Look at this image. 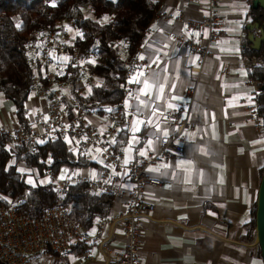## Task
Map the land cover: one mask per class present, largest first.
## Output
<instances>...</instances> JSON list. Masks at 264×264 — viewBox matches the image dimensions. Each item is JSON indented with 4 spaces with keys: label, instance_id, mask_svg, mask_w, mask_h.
Returning a JSON list of instances; mask_svg holds the SVG:
<instances>
[{
    "label": "crops",
    "instance_id": "crops-1",
    "mask_svg": "<svg viewBox=\"0 0 264 264\" xmlns=\"http://www.w3.org/2000/svg\"><path fill=\"white\" fill-rule=\"evenodd\" d=\"M215 4L223 35L218 41L208 43L207 30L200 32L187 25L202 20L207 12L205 0L162 1L151 31L139 47L138 58H144H139L141 65L131 76L141 69L148 76L157 73L164 81V92L157 100L156 89L150 90V98L137 91L140 85L128 83L132 96L124 100L123 120L110 141H116L113 148L120 142L118 149L129 160L137 158L148 147L149 140L150 148H157L173 133L167 116L179 105L195 126L185 135L183 151L177 158L148 170L149 177L159 180L161 186L145 187V195L154 204V210L151 219L140 224V264H262L251 233V212L264 167V135L251 117L253 87L249 82L254 68L246 66L249 59L243 51L250 12L247 0H215ZM64 29L67 39L72 40L75 37L72 26ZM171 33L207 48L209 55L201 58L188 48H177L168 37ZM188 90H192V96L186 95ZM126 101L130 107H125ZM168 104L174 107L168 108ZM44 106V101L31 98L26 104L25 117L45 119ZM103 115L91 114L90 124L102 127ZM136 119L145 123L139 124L140 130L133 133L130 129ZM148 120L152 123L147 124ZM16 125L15 119L8 129ZM133 135L138 142L130 147ZM88 158L96 166L80 171L92 178L93 172L99 174L101 162L96 153ZM118 189L109 218L125 212L132 184L121 180ZM110 233L113 238L106 245L108 257L94 246L90 249L92 259L80 264L113 261L125 239L118 226L107 227L102 237ZM76 258L69 253L54 264H79Z\"/></svg>",
    "mask_w": 264,
    "mask_h": 264
},
{
    "label": "built area",
    "instance_id": "built-area-1",
    "mask_svg": "<svg viewBox=\"0 0 264 264\" xmlns=\"http://www.w3.org/2000/svg\"><path fill=\"white\" fill-rule=\"evenodd\" d=\"M205 1L207 12L202 20L197 23L189 22L187 25L189 29H197L200 32L207 30L208 43H213L223 35V25L221 16L214 10L215 0ZM247 2L251 12L252 0ZM168 37L179 49L188 48L201 58L209 55L207 48L200 47L184 36L171 33ZM64 40H69L64 27L49 32L42 38L36 33L30 35L29 50L34 66L31 98L45 102L47 119L26 116L25 126L16 125L13 129L0 128V135L7 137L11 147L25 146L31 153L42 144L58 139L65 140L67 137L72 141L69 148L75 151V154L86 157L95 153L98 155L102 170L95 179L80 170L70 172L44 168L43 180L45 179L46 184L52 186L59 195H65L71 185L87 184L91 194L115 197L119 195L118 187L121 180L130 181L132 190L128 195L125 212L113 218H97L92 231L82 229L61 206L47 209L34 218L19 213L20 203L0 206V264H54L56 259L69 254L72 246L76 245L85 247V251L76 258L79 264L92 259L90 249L94 246H98L102 254L108 257L106 245L112 240L113 234L110 233L105 238L102 236L107 227L115 226L121 228L125 242L114 254L113 261H108L107 264H140L139 253L142 246L140 224L142 220L151 219L154 210V204L145 195V187L161 186L159 180L149 177L148 170L177 158L183 151L182 142L185 135L192 132L195 126L185 114L183 106L179 105L167 116L173 126V133L157 148L145 147L146 155H139L125 165L124 154L114 150L110 141L123 120L124 100L129 96L131 89L125 88L122 100L106 108L102 117L104 121L102 127L91 125L88 118L93 112L83 109L76 97L86 95L95 85V80L77 50H72L71 54L64 51ZM140 52L141 48H138L124 62L126 81L141 65L138 58ZM58 56L69 59L62 60V64L54 71L48 70L44 73L41 81L36 70L37 62L39 61L43 68H51ZM68 66L75 68V76L64 80L61 77ZM246 66L251 69L264 68V60H249ZM249 83L253 87L251 117L257 130L262 132L256 98L264 95L262 90L264 82L259 83L251 79ZM186 95L192 96V90H188ZM130 113L133 112L130 110ZM85 136L87 139H83ZM105 149L107 151H104ZM254 248L259 253L258 246L254 244Z\"/></svg>",
    "mask_w": 264,
    "mask_h": 264
},
{
    "label": "trees",
    "instance_id": "trees-1",
    "mask_svg": "<svg viewBox=\"0 0 264 264\" xmlns=\"http://www.w3.org/2000/svg\"><path fill=\"white\" fill-rule=\"evenodd\" d=\"M162 1L0 0V96L12 104L17 125L25 126V108L32 97L31 34L36 33L42 38L61 27L72 26L75 37L64 40V51L71 54L72 50H77L95 80L91 91L76 99L83 109L103 115L109 105L122 100L124 89L129 87L124 62L151 31ZM104 17L108 18L107 21ZM250 19L247 25L259 24L261 27L264 11L251 8ZM246 26L245 31H248ZM243 51L249 60H264V42L259 50H254L247 39ZM61 58L58 56L51 68H43L37 62L36 70L41 81L44 73L54 71L62 64ZM74 76L75 68L68 66L61 78L69 80ZM250 79L264 82V68H254ZM256 101L264 135V95L258 96ZM7 141L6 136L0 135V206L20 203L19 213L33 218L47 209L61 206L76 224L87 231L93 230L97 218L111 215L114 197L91 194L87 184L71 185L65 195H59L52 186L39 183L45 167L74 172L96 166L88 157L70 150L68 140L47 142L34 153L25 146L11 147ZM118 146L120 142L114 150L120 151ZM263 170L264 167L260 179ZM27 175L33 177V184L26 180ZM254 227L255 204L251 212L252 234ZM84 251L85 247L76 245L69 253L79 256Z\"/></svg>",
    "mask_w": 264,
    "mask_h": 264
},
{
    "label": "snow or ice",
    "instance_id": "snow-or-ice-1",
    "mask_svg": "<svg viewBox=\"0 0 264 264\" xmlns=\"http://www.w3.org/2000/svg\"><path fill=\"white\" fill-rule=\"evenodd\" d=\"M52 6H55V4H53ZM107 19H108L107 17H104V20L105 21H107ZM17 27H19V25H17ZM69 31H71V29H69ZM78 35H79V33H78ZM139 58L140 59H143L144 57L141 56ZM61 59L66 61L69 58L68 57H62ZM153 63H158V61H153ZM58 74H62V73H58ZM128 83H135V84L140 85L141 87L137 91L139 93H141V94L149 95L150 98H151L150 90L153 89V88L156 89L157 90V93H158V95L156 97L157 100L161 99V96L159 94H162L164 92V87H165L163 79L160 78L157 73H152L151 76H148V75L145 74V72L142 69L139 70L135 75L131 76L130 79H129V81H128ZM122 87H123V85H122ZM89 91H91V90H89ZM129 96L130 97L132 96V93L131 92H129ZM29 99H31V96L29 97ZM137 99H139V96H137ZM140 104L143 105L144 102L143 101H140ZM130 106L131 105L128 103V101H126L125 102V107L127 108V107H130ZM167 107L168 108H172L174 106L172 104H168ZM137 110L139 111V108ZM108 111H112V109H108ZM157 111H158V109L153 110L152 115L155 116L157 114ZM125 115L127 116L129 114L128 113H125ZM45 119H47V117ZM143 123H145V122L144 121H140L138 119L133 120L132 126H131V129L130 130L133 133L138 132L140 130L139 127H138V125L139 124H143ZM146 123L147 124H151L152 123V120H148ZM155 127L157 128V130H159V124H156ZM163 134L166 136L167 135V131H164ZM65 139L68 140L67 137H65ZM83 139H87V137L85 136V137H83ZM42 142L43 141H41V143ZM68 142L69 143H72L71 140H68ZM115 142H116L115 139H113L112 143H115ZM135 142H138V141H137L136 136L133 135L132 138H131V140L129 141L130 147ZM151 144H152V141L149 140L148 141V147L149 148L151 147ZM97 151H99V150H97ZM104 151H107V149H105ZM139 154L141 156H144V155H146V152L144 150H141ZM128 163H129V159L126 157L124 159V164L127 165ZM61 178H63V177H61ZM92 178L93 179L96 178V173L95 172L92 173ZM28 182L30 184L32 183L31 180H29Z\"/></svg>",
    "mask_w": 264,
    "mask_h": 264
},
{
    "label": "water",
    "instance_id": "water-1",
    "mask_svg": "<svg viewBox=\"0 0 264 264\" xmlns=\"http://www.w3.org/2000/svg\"><path fill=\"white\" fill-rule=\"evenodd\" d=\"M251 8L264 11V0H252ZM264 24L247 25V39L252 44L254 50H259L264 42ZM257 34V35H256ZM264 90V88H262ZM254 244L259 248V256L262 264H264V170L260 179L259 187L255 202V227H254Z\"/></svg>",
    "mask_w": 264,
    "mask_h": 264
},
{
    "label": "rangeland",
    "instance_id": "rangeland-1",
    "mask_svg": "<svg viewBox=\"0 0 264 264\" xmlns=\"http://www.w3.org/2000/svg\"><path fill=\"white\" fill-rule=\"evenodd\" d=\"M0 110H2V112H0V127H6L8 129L10 125L15 122V116L13 113L12 104L9 101H6L1 96H0ZM21 172H24V171L21 170ZM26 180L27 181L31 180L32 184L34 183L33 177L31 175H27ZM38 181L40 184H46V180L45 179L43 180V175L42 177L39 178Z\"/></svg>",
    "mask_w": 264,
    "mask_h": 264
}]
</instances>
